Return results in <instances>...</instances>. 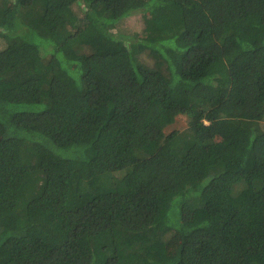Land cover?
Instances as JSON below:
<instances>
[{"label": "trees", "instance_id": "trees-1", "mask_svg": "<svg viewBox=\"0 0 264 264\" xmlns=\"http://www.w3.org/2000/svg\"><path fill=\"white\" fill-rule=\"evenodd\" d=\"M0 42V264H264V0H0Z\"/></svg>", "mask_w": 264, "mask_h": 264}, {"label": "rangeland", "instance_id": "rangeland-1", "mask_svg": "<svg viewBox=\"0 0 264 264\" xmlns=\"http://www.w3.org/2000/svg\"><path fill=\"white\" fill-rule=\"evenodd\" d=\"M143 16L142 15H133L127 18L123 23L121 29L129 30L131 32L139 33L143 36L144 26H143ZM126 32V31H125ZM134 34V33H130ZM1 46V42H0ZM140 61L143 64L148 66H154L153 62L151 61L150 57L146 56V54L141 55ZM152 62V63H151ZM188 118L187 116H178L176 121L167 128V132H172L174 130H184L188 127Z\"/></svg>", "mask_w": 264, "mask_h": 264}]
</instances>
